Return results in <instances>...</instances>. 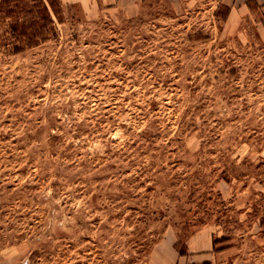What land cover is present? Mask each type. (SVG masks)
Listing matches in <instances>:
<instances>
[{
    "label": "rangeland",
    "instance_id": "rangeland-1",
    "mask_svg": "<svg viewBox=\"0 0 264 264\" xmlns=\"http://www.w3.org/2000/svg\"><path fill=\"white\" fill-rule=\"evenodd\" d=\"M94 2L0 43V264H264L262 15Z\"/></svg>",
    "mask_w": 264,
    "mask_h": 264
},
{
    "label": "trees",
    "instance_id": "trees-1",
    "mask_svg": "<svg viewBox=\"0 0 264 264\" xmlns=\"http://www.w3.org/2000/svg\"><path fill=\"white\" fill-rule=\"evenodd\" d=\"M223 8L227 20L230 7ZM52 12L59 21L63 20L61 0H0V43L11 53L19 54L46 41L56 32ZM178 251L187 255L186 245Z\"/></svg>",
    "mask_w": 264,
    "mask_h": 264
},
{
    "label": "crops",
    "instance_id": "crops-1",
    "mask_svg": "<svg viewBox=\"0 0 264 264\" xmlns=\"http://www.w3.org/2000/svg\"><path fill=\"white\" fill-rule=\"evenodd\" d=\"M83 0H61L62 3L67 4V3H73V2H82ZM105 3H113L116 0H104ZM223 2L230 7V14L234 13H246V12H257L260 13L263 17V22H264V0H223ZM91 3L92 9L96 8L97 2H94V0H89V4ZM99 5V4H98ZM99 7V6H98ZM99 9V8H98ZM192 241V240H191ZM195 244V245H193ZM189 246L190 249L192 247L195 250H192L191 252L195 253H204V252H209L210 251V246L208 243H206V247H203L201 243L196 239H194L192 242L189 241ZM183 256H179L181 259ZM187 262V261H186ZM198 264V263H196Z\"/></svg>",
    "mask_w": 264,
    "mask_h": 264
}]
</instances>
